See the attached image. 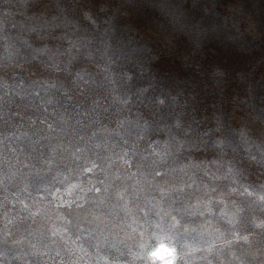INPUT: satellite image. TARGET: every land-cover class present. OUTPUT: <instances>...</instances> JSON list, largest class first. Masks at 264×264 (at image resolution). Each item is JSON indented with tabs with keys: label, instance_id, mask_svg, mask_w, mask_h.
<instances>
[{
	"label": "clouds",
	"instance_id": "obj_1",
	"mask_svg": "<svg viewBox=\"0 0 264 264\" xmlns=\"http://www.w3.org/2000/svg\"><path fill=\"white\" fill-rule=\"evenodd\" d=\"M0 264H264V0H0Z\"/></svg>",
	"mask_w": 264,
	"mask_h": 264
},
{
	"label": "rangeland",
	"instance_id": "obj_2",
	"mask_svg": "<svg viewBox=\"0 0 264 264\" xmlns=\"http://www.w3.org/2000/svg\"><path fill=\"white\" fill-rule=\"evenodd\" d=\"M216 55L211 57L212 61L222 63L224 66L233 69L245 66L250 58L241 57L236 54H232L227 50H222L219 47L216 48ZM250 66V64L248 65Z\"/></svg>",
	"mask_w": 264,
	"mask_h": 264
}]
</instances>
